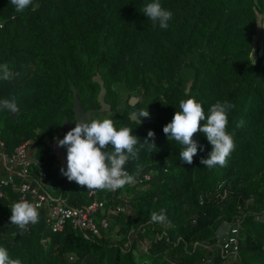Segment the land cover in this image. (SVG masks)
Returning <instances> with one entry per match:
<instances>
[{
    "label": "trees",
    "instance_id": "obj_1",
    "mask_svg": "<svg viewBox=\"0 0 264 264\" xmlns=\"http://www.w3.org/2000/svg\"><path fill=\"white\" fill-rule=\"evenodd\" d=\"M151 2L33 0L39 6L21 13L10 0H0V64L14 74L0 80V101L15 96L19 109L0 107L1 152L11 155L28 142L33 184L55 202L90 203L86 186L61 173L67 165L59 166L51 145L62 136L64 119H73L74 89L86 110L100 108L96 74L105 81L117 129L130 127L141 144L153 130L157 145L151 152L140 149L138 159L125 165L136 175L133 184L100 193L106 208L97 217H111L100 235L70 222L53 233L46 209L23 232L12 225L21 165L4 163L2 174L13 173L15 182L3 188L0 200V246L22 264H221L227 261L222 236L237 224L234 264H264V0H160L173 13L167 29L142 12ZM189 96L206 114L218 101L234 105L228 130L235 132L236 146L227 166L200 163L211 151L202 132L194 135L203 150L192 164L180 160L183 146L163 132ZM147 110L150 118L133 117ZM151 171V179H140ZM113 204L124 210L109 214ZM160 209L166 219L152 222ZM144 242L149 260L141 261Z\"/></svg>",
    "mask_w": 264,
    "mask_h": 264
},
{
    "label": "clouds",
    "instance_id": "obj_2",
    "mask_svg": "<svg viewBox=\"0 0 264 264\" xmlns=\"http://www.w3.org/2000/svg\"><path fill=\"white\" fill-rule=\"evenodd\" d=\"M17 12H24L30 6L34 11L39 5L33 6V0H10ZM142 12L153 23L158 22V27L167 29L173 13L162 7L160 0L148 3ZM0 27H3L0 24ZM14 74L7 64H0V80H11ZM0 107L11 112H17L16 97L0 101ZM234 105L227 100L213 104L206 114L202 103L195 96H189L179 102V110L174 114L172 121L166 124L163 132L169 141H176L183 146L180 151V160L188 164L193 163V158L203 146L194 139L197 132H202L211 145L207 157H202L200 163L204 167L213 168L217 165L227 166L230 154L235 150V132L228 130L229 113ZM140 117L150 118L149 111H141ZM201 121L206 123L201 126ZM75 127L66 133L63 139L55 138L59 147L67 148V168H61V173L72 182L86 186L88 191L106 190L115 191L135 182L136 175L129 174L125 165L129 160L138 159L140 149L147 147L153 151L157 147L155 132L149 130L143 143L140 138L133 135V129L121 126L117 129L116 120L111 114L103 118H90L89 121L77 119ZM243 126L241 120L237 127ZM111 144V150L108 145ZM139 145V148H137ZM137 172L142 165H136ZM12 225H16L22 232L29 224L39 223L40 213L38 206L25 199H20L10 206ZM152 222H163L166 219V209L153 212L150 217ZM0 264H22L19 259L10 256L8 249L0 246Z\"/></svg>",
    "mask_w": 264,
    "mask_h": 264
},
{
    "label": "built area",
    "instance_id": "obj_3",
    "mask_svg": "<svg viewBox=\"0 0 264 264\" xmlns=\"http://www.w3.org/2000/svg\"><path fill=\"white\" fill-rule=\"evenodd\" d=\"M5 143L2 140V131L0 129V149L4 152ZM29 143L25 142L15 149L13 154L2 153L4 163L21 165V182L15 186L17 192L20 194V199L28 200L38 206L39 213L42 209L47 210L46 223L53 233H62L65 231L67 224L72 223L74 228H80L83 230L91 231L96 235H100L103 230H107L111 224L110 216H104L98 218V212L106 208V200L100 197V193L104 190L88 191V197L91 199L90 203L85 206L75 207L68 206L64 199H59L56 202L52 200L51 196L40 190L39 186L33 184L31 178V166L34 159L29 155L28 149ZM52 150L56 152L59 149L57 142H53ZM126 169V168H125ZM129 174H132L126 169ZM154 172H148L143 174L140 178L149 180L153 176ZM45 177V174H42ZM14 175L9 173L7 176L2 174L0 169V200L5 196L4 187L10 184H14ZM119 191H110L117 193ZM124 210L121 204L115 205L112 212H118ZM109 212V211H108ZM110 213V212H109ZM240 224L230 227L224 232L222 236V252L226 255L227 261L221 264H234L237 261L240 244ZM143 244V243H142Z\"/></svg>",
    "mask_w": 264,
    "mask_h": 264
},
{
    "label": "water",
    "instance_id": "obj_4",
    "mask_svg": "<svg viewBox=\"0 0 264 264\" xmlns=\"http://www.w3.org/2000/svg\"><path fill=\"white\" fill-rule=\"evenodd\" d=\"M93 80L100 84V92L98 94V101L100 103V108L98 109V111L99 112L110 111L111 110V104L106 101V96H107L108 90H107V87L105 86V81L103 80L101 74H96L93 77ZM190 84H191V82L189 83L187 90H189ZM137 101H138V98L135 96L130 98V103L132 105H135ZM72 111H73V115H74L75 120L73 122H70L69 117H66L64 119V121L62 122L64 132L59 139H63L64 136L66 135V133L68 131H70L73 127H75L74 122H76L77 119H83L85 121H89L90 118L92 117L93 113L95 112L94 109L86 110L83 107L82 101L79 97L77 89H74V105H73ZM133 117L136 119V115H133ZM59 148H60L63 156L65 157V159L67 161V148H66V146L65 147H59Z\"/></svg>",
    "mask_w": 264,
    "mask_h": 264
},
{
    "label": "rangeland",
    "instance_id": "obj_5",
    "mask_svg": "<svg viewBox=\"0 0 264 264\" xmlns=\"http://www.w3.org/2000/svg\"><path fill=\"white\" fill-rule=\"evenodd\" d=\"M259 30L261 31V33H264V20H262L260 23H259ZM255 52L253 53V56H255ZM106 116L109 115L108 114H105ZM33 147L30 146L29 147V155H33ZM58 159H59V166H66L67 165V161L65 159V157L63 156L60 148L55 152ZM114 203V202H113ZM115 208V204L112 205V207H110L109 209V214H113L115 215L116 212H112ZM111 218V217H110ZM149 247V244L148 242H144L143 244H141V247H140V251H139V256H138V259L141 260V261H145V260H149V257H148V250L147 248Z\"/></svg>",
    "mask_w": 264,
    "mask_h": 264
},
{
    "label": "flooded vegetation",
    "instance_id": "obj_6",
    "mask_svg": "<svg viewBox=\"0 0 264 264\" xmlns=\"http://www.w3.org/2000/svg\"><path fill=\"white\" fill-rule=\"evenodd\" d=\"M98 109H99V108H98ZM98 109H94L95 112L93 113L92 118H95V119L103 118L104 116H106L105 114H108V113L111 111V110H110V111H105V112H99ZM95 113H99L100 116H95V115H94ZM69 119H70V118H69ZM74 120H75V119H74V115H73V119L70 120V122H73ZM63 132H64V129H63ZM108 147H110V145H109Z\"/></svg>",
    "mask_w": 264,
    "mask_h": 264
},
{
    "label": "crops",
    "instance_id": "obj_7",
    "mask_svg": "<svg viewBox=\"0 0 264 264\" xmlns=\"http://www.w3.org/2000/svg\"><path fill=\"white\" fill-rule=\"evenodd\" d=\"M3 165H4V158L1 154V149H0V169H3Z\"/></svg>",
    "mask_w": 264,
    "mask_h": 264
}]
</instances>
